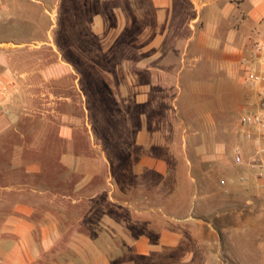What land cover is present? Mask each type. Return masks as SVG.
<instances>
[{
  "label": "rangeland",
  "instance_id": "rangeland-1",
  "mask_svg": "<svg viewBox=\"0 0 264 264\" xmlns=\"http://www.w3.org/2000/svg\"><path fill=\"white\" fill-rule=\"evenodd\" d=\"M38 3L0 0V78L8 86L10 110L0 117L6 127L0 138L5 147L0 163H11L18 153L21 158L41 160L49 173L65 174L58 159L66 144L58 130L70 122L78 148L90 143V130L93 141L103 144L105 156L111 162L120 159L123 170L128 168L123 147L133 142L135 134L146 131L145 118L139 113L152 110L146 132H153L158 139L154 143L162 144H154L151 151L171 162L168 176L147 174L153 205L162 202L170 213L189 219L177 222L178 244L153 246L146 256L132 254L128 246L119 251L115 247V254H111L112 247H105L114 257L111 264H264V179L256 177L250 165L255 147L243 137L244 130L253 133L254 129L240 125L243 113L262 107L258 93L262 91L264 97V84L253 88L243 82L242 75L233 82L225 72L217 75L222 85L197 84L210 72L188 69L176 86L175 70L148 71L147 75L138 70L142 78H151L153 73L154 79L163 82L158 80L152 87V103L136 105L132 129L123 113L128 98L119 95V83L129 77L135 62L177 60L176 51L182 48L178 43L186 38L187 20L194 14L191 4L173 0L172 9L162 12L156 6L151 9L146 0ZM168 13L172 20L167 23ZM38 38H47L51 44L34 40ZM163 49L169 54H161ZM57 59L62 61L60 66L48 71ZM80 90L87 94L86 100L81 99ZM16 144L23 148L14 149ZM216 144L225 146L220 156L204 167H193V173L182 175L181 166L174 165L177 160L207 155ZM262 146L264 159V139ZM236 147L242 164L233 161ZM143 148L137 144V157ZM8 168L10 174L21 176L20 168ZM197 169L201 175L192 179ZM72 248L61 247L57 256L63 261L58 264H91L82 262Z\"/></svg>",
  "mask_w": 264,
  "mask_h": 264
},
{
  "label": "crops",
  "instance_id": "crops-1",
  "mask_svg": "<svg viewBox=\"0 0 264 264\" xmlns=\"http://www.w3.org/2000/svg\"><path fill=\"white\" fill-rule=\"evenodd\" d=\"M28 1L39 4V0ZM183 1L191 4L194 14L187 20L186 38L178 43L182 48L176 51L177 60L135 62L129 77L119 83V95L128 98L129 105L123 113L132 129L135 128L132 119L137 117L136 105L152 103V87L158 80L160 84L163 82L162 78L154 79L153 73L151 78H142L138 70L146 71V75L148 71L175 70L176 86L184 70H205L210 76L197 84L216 87L222 85L217 79L220 72H225L233 82L241 77L240 57L251 55L254 42L264 41V0ZM172 2L146 0V5L151 9L161 8L163 12L172 9ZM171 17L168 13L167 23ZM34 40L51 44L47 38ZM165 53L169 51L161 50V54ZM61 62L57 59L47 70L60 66ZM65 64L73 70L68 61ZM80 93L81 99L86 100L87 94L82 90ZM152 113V110L139 113V117L145 118L146 131L147 119L153 117ZM149 123L154 124L151 120ZM74 128L69 122L61 124L58 130L66 144L58 159L65 174L49 173L41 160L21 158L18 153L11 163H0V258L4 264H58L63 261L57 256L63 246L73 247L75 256H80L82 262L111 264L115 247L119 251L120 247L128 246L132 254L146 256L153 246L178 244L177 222L189 218L170 213L162 202L153 205L152 181L147 175H169L170 160L151 151L154 144H162L154 143L157 136L151 131L135 134L133 142L123 147L128 155L124 165L128 168L122 170L120 159L114 158L111 162L105 156L103 144L93 141L90 130V143L78 148ZM5 132L6 127L0 124V138ZM137 137H143L144 141H138ZM137 144L144 147L139 157L134 150ZM4 148L0 143V151ZM13 148L21 150L23 145L16 144ZM223 148L216 144L207 155L177 160L174 165L181 166L182 175L183 172L191 174L193 167H204L219 157ZM90 150H95L92 155ZM8 167L20 168L21 176L10 174ZM200 171L197 169L192 179L200 177ZM105 247H112L113 253Z\"/></svg>",
  "mask_w": 264,
  "mask_h": 264
},
{
  "label": "built area",
  "instance_id": "built-area-1",
  "mask_svg": "<svg viewBox=\"0 0 264 264\" xmlns=\"http://www.w3.org/2000/svg\"><path fill=\"white\" fill-rule=\"evenodd\" d=\"M239 65L242 71L243 82L252 86L253 88H259L264 84V41L258 40L253 44V50L250 56H241ZM8 86L7 83L0 78V117L9 114L10 110L6 104ZM263 93H258V99L262 107L252 113H243L240 117V125L242 127L251 126L254 132L248 130L243 131V137L252 141L255 147V155L251 158V166L255 170V175L259 179H264V159L262 157L263 139H264V102ZM233 161L236 164H242L243 158L239 150V147L234 149ZM243 177H240L242 180ZM224 181L221 180V183ZM0 264H4L2 258H0Z\"/></svg>",
  "mask_w": 264,
  "mask_h": 264
}]
</instances>
